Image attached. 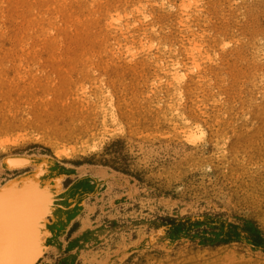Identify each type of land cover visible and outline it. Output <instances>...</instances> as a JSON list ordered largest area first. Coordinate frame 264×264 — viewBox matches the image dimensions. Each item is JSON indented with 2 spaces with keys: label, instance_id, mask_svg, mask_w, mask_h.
Listing matches in <instances>:
<instances>
[{
  "label": "rangeland",
  "instance_id": "rangeland-1",
  "mask_svg": "<svg viewBox=\"0 0 264 264\" xmlns=\"http://www.w3.org/2000/svg\"><path fill=\"white\" fill-rule=\"evenodd\" d=\"M26 1L0 0V194L43 199L26 264H264V0Z\"/></svg>",
  "mask_w": 264,
  "mask_h": 264
},
{
  "label": "bare ground",
  "instance_id": "bare-ground-1",
  "mask_svg": "<svg viewBox=\"0 0 264 264\" xmlns=\"http://www.w3.org/2000/svg\"><path fill=\"white\" fill-rule=\"evenodd\" d=\"M91 1L92 5L97 4L98 2V0ZM198 1L199 0H184L182 7L193 6L197 4ZM65 2L66 0H48V3L53 6L56 14L64 12L69 17V14L66 13L67 4ZM26 3L31 7V11H34L33 4L30 5V0H27ZM142 14V17H134L133 21L128 22L127 25L131 26L134 25V23L136 24L137 22L145 21L148 18V15L145 13ZM35 22L40 26L41 21H39L38 15L35 17ZM111 23L112 25H118L119 29L124 27L122 17L119 16L113 18ZM48 33L49 30L44 29L42 36L46 39ZM38 38L40 39L42 37L39 36ZM50 45L52 53H57V40L52 41ZM257 54H260L259 50L257 51ZM37 139H40V142L46 144L49 142L50 144H53L52 146L55 145V148L58 147L56 142L51 141L46 135H42L41 138ZM56 150V157L58 159H71L78 154V150L72 148ZM9 162H13V160ZM24 162L25 160H20L18 163ZM42 201L43 199L39 195L36 196L32 192L18 191L14 186L0 194V264H26L32 255V249L34 246L33 239L26 229L27 221L30 215L37 210V207L42 204ZM55 212L54 217L55 220L58 221L60 217V215H58L59 211L56 210Z\"/></svg>",
  "mask_w": 264,
  "mask_h": 264
},
{
  "label": "trees",
  "instance_id": "trees-1",
  "mask_svg": "<svg viewBox=\"0 0 264 264\" xmlns=\"http://www.w3.org/2000/svg\"><path fill=\"white\" fill-rule=\"evenodd\" d=\"M258 233H259V231H256V233L254 234V236L256 237V240H259V238H260V235Z\"/></svg>",
  "mask_w": 264,
  "mask_h": 264
}]
</instances>
